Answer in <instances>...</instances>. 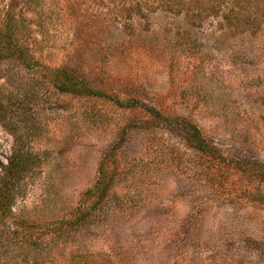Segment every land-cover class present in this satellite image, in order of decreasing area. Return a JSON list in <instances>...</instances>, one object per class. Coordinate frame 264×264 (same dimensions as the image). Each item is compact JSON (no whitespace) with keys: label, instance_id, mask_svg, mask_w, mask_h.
Masks as SVG:
<instances>
[{"label":"rangeland","instance_id":"1","mask_svg":"<svg viewBox=\"0 0 264 264\" xmlns=\"http://www.w3.org/2000/svg\"><path fill=\"white\" fill-rule=\"evenodd\" d=\"M20 10L37 59L146 107L64 94L42 68L0 60V98L30 101L0 117V172L18 138L43 159L0 264H264V23L195 20L160 0H0V24ZM190 123L214 151L196 149ZM116 144L104 207L64 224Z\"/></svg>","mask_w":264,"mask_h":264},{"label":"trees","instance_id":"2","mask_svg":"<svg viewBox=\"0 0 264 264\" xmlns=\"http://www.w3.org/2000/svg\"><path fill=\"white\" fill-rule=\"evenodd\" d=\"M164 8L172 12L191 15V18L199 19L209 15L223 16L228 24L239 29L259 31L264 23V0H160ZM148 2V1H146ZM134 8H140L141 2L136 1ZM132 8V7H131ZM25 16L20 10L19 13L10 14L7 21L0 24V60L13 58L21 65L29 68H42L46 73V80L53 81L58 91L64 94H74L81 96H105L115 100L117 104L134 108L140 106L146 107L139 100L124 99L118 95H111L97 87L83 75L76 73L75 69L67 66L52 67L51 65L40 61L34 55L33 46L22 36ZM21 28V30H20ZM34 98V97H33ZM4 102V103H3ZM27 97H6L0 98V117L7 118L8 112L13 113L27 111L29 106ZM13 111V112H12ZM39 124V123H38ZM40 125V124H39ZM191 127V135L188 138L191 142H196V149L210 153L214 151L209 142L203 138L199 129L194 124L187 125ZM37 129L36 123H33L31 130ZM34 136L18 138V146L14 148L9 158L8 164L3 166L0 172V236L11 233L15 236L18 231L13 225V221L24 224L23 220L18 218L13 211L16 200L24 194L30 178L40 173L43 163L42 156L34 150ZM29 138V140L25 139ZM126 138V137H125ZM119 144L113 145L105 154L101 161L99 178L97 182L88 188L84 193L79 206L71 213L73 217L64 224L74 227L85 223L89 216L95 211L104 207L108 186L106 178L108 175V165L111 160H115L116 151ZM21 220V221H20ZM64 220H61L63 226ZM19 235V234H18ZM28 238L32 239L33 233H28ZM26 237V241H29ZM38 238V236L36 237ZM40 238V237H39ZM39 240V239H38ZM50 264H56L50 262Z\"/></svg>","mask_w":264,"mask_h":264}]
</instances>
